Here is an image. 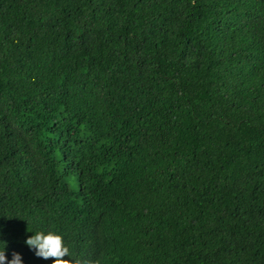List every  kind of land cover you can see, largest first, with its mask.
I'll return each instance as SVG.
<instances>
[{
  "label": "trees",
  "instance_id": "16d2710c",
  "mask_svg": "<svg viewBox=\"0 0 264 264\" xmlns=\"http://www.w3.org/2000/svg\"><path fill=\"white\" fill-rule=\"evenodd\" d=\"M63 264H264V0H0V240Z\"/></svg>",
  "mask_w": 264,
  "mask_h": 264
},
{
  "label": "clouds",
  "instance_id": "9594fccd",
  "mask_svg": "<svg viewBox=\"0 0 264 264\" xmlns=\"http://www.w3.org/2000/svg\"><path fill=\"white\" fill-rule=\"evenodd\" d=\"M24 243L29 250L34 252L38 258L48 260L53 258L51 264H63L64 257H67L69 249L64 244L62 236L54 231H35L27 237ZM6 242L0 240V264H22L19 253L13 252L11 259L5 255Z\"/></svg>",
  "mask_w": 264,
  "mask_h": 264
}]
</instances>
